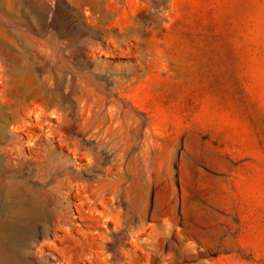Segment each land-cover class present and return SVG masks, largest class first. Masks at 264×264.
I'll return each mask as SVG.
<instances>
[{
	"label": "rangeland",
	"instance_id": "obj_1",
	"mask_svg": "<svg viewBox=\"0 0 264 264\" xmlns=\"http://www.w3.org/2000/svg\"><path fill=\"white\" fill-rule=\"evenodd\" d=\"M0 264H264V0H0Z\"/></svg>",
	"mask_w": 264,
	"mask_h": 264
}]
</instances>
